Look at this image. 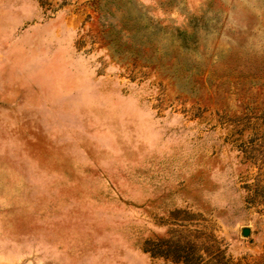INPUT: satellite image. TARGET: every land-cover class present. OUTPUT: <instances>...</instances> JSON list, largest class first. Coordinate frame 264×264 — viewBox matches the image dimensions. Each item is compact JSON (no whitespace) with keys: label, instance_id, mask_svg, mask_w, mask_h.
Wrapping results in <instances>:
<instances>
[{"label":"rangeland","instance_id":"374dc122","mask_svg":"<svg viewBox=\"0 0 264 264\" xmlns=\"http://www.w3.org/2000/svg\"><path fill=\"white\" fill-rule=\"evenodd\" d=\"M0 264H264V0H0Z\"/></svg>","mask_w":264,"mask_h":264},{"label":"water","instance_id":"95a60500","mask_svg":"<svg viewBox=\"0 0 264 264\" xmlns=\"http://www.w3.org/2000/svg\"><path fill=\"white\" fill-rule=\"evenodd\" d=\"M242 234L246 236L248 234V230H243Z\"/></svg>","mask_w":264,"mask_h":264},{"label":"trees","instance_id":"16d2710c","mask_svg":"<svg viewBox=\"0 0 264 264\" xmlns=\"http://www.w3.org/2000/svg\"><path fill=\"white\" fill-rule=\"evenodd\" d=\"M151 251V252H150ZM149 252H150V255H155V254H157V253H155V252H152V250H149ZM157 255H160V254H157Z\"/></svg>","mask_w":264,"mask_h":264}]
</instances>
